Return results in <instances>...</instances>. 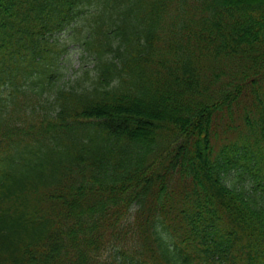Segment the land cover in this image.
<instances>
[{
    "label": "trees",
    "instance_id": "obj_1",
    "mask_svg": "<svg viewBox=\"0 0 264 264\" xmlns=\"http://www.w3.org/2000/svg\"><path fill=\"white\" fill-rule=\"evenodd\" d=\"M0 264H264V0H0Z\"/></svg>",
    "mask_w": 264,
    "mask_h": 264
},
{
    "label": "rangeland",
    "instance_id": "obj_2",
    "mask_svg": "<svg viewBox=\"0 0 264 264\" xmlns=\"http://www.w3.org/2000/svg\"><path fill=\"white\" fill-rule=\"evenodd\" d=\"M60 61L64 66L65 78L72 72H75L83 64V60L79 58L77 47L70 45L69 54H64L60 57Z\"/></svg>",
    "mask_w": 264,
    "mask_h": 264
}]
</instances>
